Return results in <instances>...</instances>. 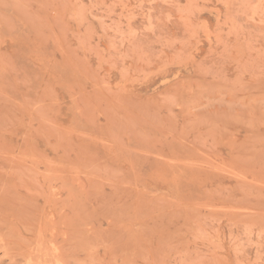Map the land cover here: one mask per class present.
<instances>
[{
  "label": "rangeland",
  "instance_id": "obj_1",
  "mask_svg": "<svg viewBox=\"0 0 264 264\" xmlns=\"http://www.w3.org/2000/svg\"><path fill=\"white\" fill-rule=\"evenodd\" d=\"M0 264H264V0H0Z\"/></svg>",
  "mask_w": 264,
  "mask_h": 264
}]
</instances>
